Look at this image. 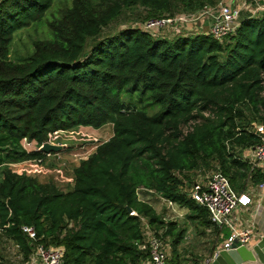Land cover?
Instances as JSON below:
<instances>
[{
  "label": "trees",
  "instance_id": "1",
  "mask_svg": "<svg viewBox=\"0 0 264 264\" xmlns=\"http://www.w3.org/2000/svg\"><path fill=\"white\" fill-rule=\"evenodd\" d=\"M218 1L117 0L100 10L75 0L50 25L51 38L15 61L16 35L42 23L55 0H0V220L25 262L43 244L63 247L64 264H147L143 219L162 239L174 224L140 199L142 190L208 223L189 193L194 176L218 170L231 181L243 166L238 151L264 136V12L240 17L222 41L210 32L166 39L141 27L102 35L128 6L143 7L147 22ZM108 124L112 138L74 170L68 192L9 167L47 158L25 140L40 148L54 135Z\"/></svg>",
  "mask_w": 264,
  "mask_h": 264
},
{
  "label": "rangeland",
  "instance_id": "2",
  "mask_svg": "<svg viewBox=\"0 0 264 264\" xmlns=\"http://www.w3.org/2000/svg\"><path fill=\"white\" fill-rule=\"evenodd\" d=\"M75 0H55L53 9L49 12L45 20L37 25L31 26L28 29L18 33L14 39L12 46V59L15 61H23L29 58L35 51V44L39 41H45L51 38L50 25L53 21L63 18L66 12H68L74 5ZM96 4H99L100 10L105 9L109 4H113L117 0H93ZM229 5L236 11H240V17L246 16V12L252 13L251 16L258 17L264 12V2L262 0H219ZM217 2V3H218ZM216 4H207L206 7H214ZM204 9V8H203ZM186 13L180 12L175 15L182 14H195L198 13ZM146 12L143 7L128 6L125 7L123 14L120 18L114 22L112 26L105 29L102 37L113 36L120 30L128 27H141L145 23L144 18ZM209 18L201 19L193 24L182 26L180 29L174 27H166L163 30L157 32V37H163L166 39H174L179 35H187L192 33L201 34L203 32H210L212 21ZM180 30V31H179ZM113 136V125L108 124L100 129L92 127H81L77 130L54 135L50 143L66 146L68 149L61 152L56 157H47L46 161L39 163L37 161H29L20 164L9 166L13 171L27 174L36 178L42 183L51 182L55 183L61 190H69L74 179V170L80 165L83 160L88 159L97 149V147L109 141ZM23 147L28 151H38L40 148L37 143L23 141ZM218 170H212L206 175L196 174L193 178L195 183H198L200 187L208 181V179ZM3 178V167H0V180ZM69 185V186H68ZM194 185V184H193ZM195 186V185H194ZM193 190V189H192ZM191 190V191H192ZM190 193V191H189ZM142 199L144 194H140ZM148 201L152 203L157 209L158 213L162 214L164 202L158 198L154 193H148ZM224 233L228 236L229 232L224 229ZM164 241V240H163ZM6 245L0 241V256L7 258L9 255L15 259L12 264H25L24 258L19 257L21 252L11 246L10 250ZM7 261V260H6ZM171 262V261H170ZM8 263V261H7ZM171 264H173L171 262Z\"/></svg>",
  "mask_w": 264,
  "mask_h": 264
},
{
  "label": "built area",
  "instance_id": "3",
  "mask_svg": "<svg viewBox=\"0 0 264 264\" xmlns=\"http://www.w3.org/2000/svg\"><path fill=\"white\" fill-rule=\"evenodd\" d=\"M240 14V11L234 10L221 1L217 6L205 7L195 14H182L178 16H167L163 19H151L145 22L141 26V29L157 35V32L166 27L180 29L182 26L193 24L204 18H209L212 21L210 34L215 39L222 41L235 34L240 25ZM255 160L264 169V136L255 147ZM191 196L194 201L208 211L210 220L216 227L220 229L227 227L232 231V234L223 246L224 249H229L235 243H238L239 246L250 245L254 231L251 229L238 230L232 220V215L241 205L242 199L234 190L230 179L226 175L221 172L214 173L203 187L195 183ZM131 214L136 215L134 211ZM143 222L145 223L144 233L146 246L150 253V259L147 264H171L165 242L151 230L145 219H143ZM5 230L6 226H2L0 220V241H5L8 245L13 246L14 249L20 252L19 245H16L10 238L6 237ZM22 231L30 241L37 240L36 231L33 227L23 226ZM19 257L23 258L22 254ZM64 257L65 250L63 247H47L43 244H36L25 264H64ZM209 262L210 259L207 260L206 264H209Z\"/></svg>",
  "mask_w": 264,
  "mask_h": 264
},
{
  "label": "crops",
  "instance_id": "4",
  "mask_svg": "<svg viewBox=\"0 0 264 264\" xmlns=\"http://www.w3.org/2000/svg\"><path fill=\"white\" fill-rule=\"evenodd\" d=\"M262 1L264 2V0ZM246 15L250 16L252 13L246 12ZM60 154L47 155V157L57 158ZM237 158L243 166L241 169L237 168L232 172L231 184L241 196L242 202L232 215V220L238 230L251 229L254 231V236L250 243V245H254L261 236L260 230L264 227V169L255 160V147L238 151ZM37 162L43 163L44 161ZM72 182L69 190L73 188L74 179ZM69 190L62 191L68 192ZM149 192L153 193L146 190L140 191V194H144L143 199L139 194L140 199L150 203L147 200ZM190 192L192 193V191ZM156 196L162 199L160 196ZM162 200L164 202L162 209L163 220L166 224H174L172 226V235H163L169 261L173 264H206L208 259L223 249L226 240L232 234L229 228L225 227L229 232L228 236H226L224 233L225 228L220 229L213 225L210 217L207 218V224L199 219H190L188 218L190 213L187 209L164 199ZM150 204L154 206L152 203ZM155 209L158 211L156 207ZM178 232H183V235L179 244H175V234ZM164 233H166V229ZM1 242L6 243L3 240ZM6 247L8 250L11 248L10 245H6ZM0 257L7 260L8 264L15 262V259L11 258L10 255L7 258L2 255Z\"/></svg>",
  "mask_w": 264,
  "mask_h": 264
},
{
  "label": "water",
  "instance_id": "5",
  "mask_svg": "<svg viewBox=\"0 0 264 264\" xmlns=\"http://www.w3.org/2000/svg\"><path fill=\"white\" fill-rule=\"evenodd\" d=\"M68 149L66 146L44 143L39 151L47 154H59ZM129 213L133 210L127 207ZM261 236L254 245L239 246L233 244L229 249H221L210 258L209 264H264V227L260 230ZM208 264V263H207Z\"/></svg>",
  "mask_w": 264,
  "mask_h": 264
}]
</instances>
